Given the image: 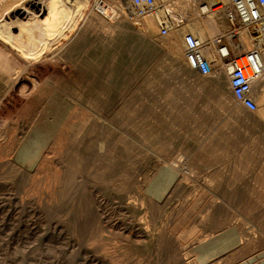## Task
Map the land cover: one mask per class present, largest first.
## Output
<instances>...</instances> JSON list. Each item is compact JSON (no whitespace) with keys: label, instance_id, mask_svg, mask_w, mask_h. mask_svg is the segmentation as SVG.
I'll list each match as a JSON object with an SVG mask.
<instances>
[{"label":"rangeland","instance_id":"obj_1","mask_svg":"<svg viewBox=\"0 0 264 264\" xmlns=\"http://www.w3.org/2000/svg\"><path fill=\"white\" fill-rule=\"evenodd\" d=\"M47 2L8 15L44 18ZM99 3L119 4L68 3L31 50V20L0 36V264H264V104L188 68V27L145 34Z\"/></svg>","mask_w":264,"mask_h":264},{"label":"built area","instance_id":"obj_2","mask_svg":"<svg viewBox=\"0 0 264 264\" xmlns=\"http://www.w3.org/2000/svg\"><path fill=\"white\" fill-rule=\"evenodd\" d=\"M122 10L99 3L98 13L106 16L126 15L140 25L147 17L155 18L159 34L166 36L184 25L187 14L178 0H118ZM222 3L215 0H192L193 9L204 15ZM225 11L229 29L208 39L193 32L183 36V53L188 68L200 76L226 72L228 85L236 103L249 112L260 109L259 95L264 85V0H229ZM243 37L248 40L244 45Z\"/></svg>","mask_w":264,"mask_h":264},{"label":"bare ground","instance_id":"obj_3","mask_svg":"<svg viewBox=\"0 0 264 264\" xmlns=\"http://www.w3.org/2000/svg\"><path fill=\"white\" fill-rule=\"evenodd\" d=\"M13 1H14V6L10 7V6H6L4 4V0H0V36H3L5 39L10 40L11 43H13V44L16 43L17 36L15 39V33H14L15 30L14 31L10 30V28H8V27L11 25V23H13L14 24L13 28H18L21 25H25L26 22H29L31 20L30 22H32V24L36 27L37 30H36V32L33 33L32 32L33 31L32 26H29V24H26L28 26H25L26 29L28 30L27 33H31V36L29 37V39L26 42L28 48H30L29 50L33 49L34 45H36L38 42H40L41 45H43L44 43H47L49 37L52 36L53 34H55L60 28H62V24L64 23V21L67 19L69 20V18L72 15L73 8L71 9V6L68 5V3H74L75 7H76V6H79V5L87 2V0H59V1L58 0H48L47 6L49 8V13L46 17L40 18L38 16L37 12L32 11L31 9H28L29 10L28 14L24 19H21V18L12 19L8 15V13L10 11H16L17 12V9L21 8L22 6L25 8L24 4L29 3L32 0H23L22 4L19 3V0H13ZM165 1L166 0H158V3L160 4V3L165 2ZM187 1L189 2V4H192V0H187ZM58 2H61V3L58 4ZM182 2H184V1L178 0V3L180 5L182 4ZM215 2L222 3L223 0H215ZM224 2H225V0H224ZM184 3H186V2H184ZM109 7L112 8L114 11L115 10H122V8H123V6L120 5V3L119 4L115 3V5H113V6L111 4H109ZM222 8H223V4L217 6L215 9L209 8L208 11L206 12V14H204V15H201V14L196 12L195 16L194 17L192 16L193 18H191V21L186 22V24H184V26H182V28H180L179 30L181 32H183L182 30H185L188 27V29L193 31L194 34H196L200 39H207L209 36L212 37L217 33L226 32L229 29L228 23H227L226 29H223V27L220 23V18L223 17V15H225L224 12L221 10ZM11 19L13 20V22L11 21ZM156 27H157V24H156L154 17H152V16L148 17L147 16L144 18L143 29H144L145 34L154 32L156 30ZM6 28H8V30H5ZM180 31L178 33H181ZM172 35H175V32ZM58 36H60V35H58ZM241 40L244 42V45H247L249 42L244 37H243V39L241 38ZM178 41L175 39V36H173V37L171 36V38H169V42H168L169 43V50L171 51L172 54H177V52H178ZM36 52H37V50H36ZM225 74H226V72H225ZM226 77L228 78L227 74H226ZM229 89H230V87H229ZM230 92H231V89H230ZM230 95H232V98L235 101V98H234L232 92L230 93ZM259 100H260V104H264V85H263L262 90L260 92ZM261 107H262V105H261ZM263 111H264V109H263ZM29 147H31V146H29ZM30 155H31V152H30ZM179 156H181V155H179ZM182 161L180 159H178L177 161H175V164H178V162L181 163ZM168 175H170V171L169 170L164 171L162 173L161 178L155 180L152 183L151 188L154 190H158L161 187L160 185L162 184L163 179Z\"/></svg>","mask_w":264,"mask_h":264},{"label":"crops","instance_id":"obj_4","mask_svg":"<svg viewBox=\"0 0 264 264\" xmlns=\"http://www.w3.org/2000/svg\"><path fill=\"white\" fill-rule=\"evenodd\" d=\"M182 1L187 2V0H182Z\"/></svg>","mask_w":264,"mask_h":264}]
</instances>
